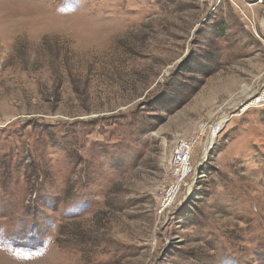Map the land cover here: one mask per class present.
Returning <instances> with one entry per match:
<instances>
[{"label":"rangeland","instance_id":"obj_1","mask_svg":"<svg viewBox=\"0 0 264 264\" xmlns=\"http://www.w3.org/2000/svg\"><path fill=\"white\" fill-rule=\"evenodd\" d=\"M244 89L264 0H0V264H264Z\"/></svg>","mask_w":264,"mask_h":264},{"label":"built area","instance_id":"obj_2","mask_svg":"<svg viewBox=\"0 0 264 264\" xmlns=\"http://www.w3.org/2000/svg\"><path fill=\"white\" fill-rule=\"evenodd\" d=\"M258 1H261V0H258ZM216 126L217 125H214L212 127V129L210 130L208 136L211 137L212 133L214 132V128ZM205 150L206 149H204V152L200 156L201 158L199 159L198 166L200 165L201 162L203 164L205 162V160H206L205 159V156H206L205 155V152H206ZM189 151H190V146L188 145V143L186 141L181 140V139L177 141V143H176V151H175V154L173 155V158H172V161H171L172 164H173V168L175 169V174H177V175L183 174V176L184 175L187 176L188 173L191 172V176L194 177L195 169L198 166H195L194 169H192V167L190 166V158L188 157L189 156ZM189 167H191L190 170H189ZM186 170H188V172ZM185 172H186V174H184ZM191 181H192V179L190 178L188 183H190ZM183 187L184 188H183L182 191L187 189L186 188V187H188L187 182L184 184ZM180 191L178 192V193H180L178 199H177V195H176V197L173 199V203H174V201H178L181 198V192L182 191L181 192Z\"/></svg>","mask_w":264,"mask_h":264},{"label":"bare ground","instance_id":"obj_3","mask_svg":"<svg viewBox=\"0 0 264 264\" xmlns=\"http://www.w3.org/2000/svg\"><path fill=\"white\" fill-rule=\"evenodd\" d=\"M256 92V90H254V91H251L250 89H244L243 90V92H242V95H243V100L244 99H251V98H253V97H255V96H259L260 95V93L261 92H258V93H255ZM257 94V95H256ZM264 101V91H262V95L261 96H259L256 100H254V102H252V104H250L249 106H258V105H261V103ZM222 118V116L218 119V125L217 126H219V124L221 123L220 121L223 119H221ZM223 121V120H222ZM216 124V123H215ZM218 128V127H217ZM212 129V128H211ZM215 135H216V130H214V132L212 133V136L211 137H209L208 138V140L210 139V142H208V143H211L212 145H213V139L215 138ZM213 147V146H212ZM206 150H207V148H206ZM205 150V151H206ZM206 158V157H205ZM200 165H201V163H200ZM199 165V166H200Z\"/></svg>","mask_w":264,"mask_h":264},{"label":"trees","instance_id":"obj_4","mask_svg":"<svg viewBox=\"0 0 264 264\" xmlns=\"http://www.w3.org/2000/svg\"><path fill=\"white\" fill-rule=\"evenodd\" d=\"M171 81V80H170Z\"/></svg>","mask_w":264,"mask_h":264}]
</instances>
